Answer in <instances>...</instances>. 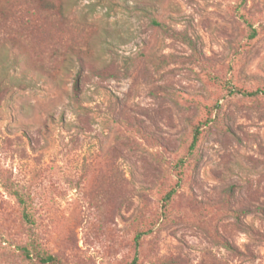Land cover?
Returning <instances> with one entry per match:
<instances>
[{
  "label": "rangeland",
  "instance_id": "374dc122",
  "mask_svg": "<svg viewBox=\"0 0 264 264\" xmlns=\"http://www.w3.org/2000/svg\"><path fill=\"white\" fill-rule=\"evenodd\" d=\"M0 81V264H264V0H0Z\"/></svg>",
  "mask_w": 264,
  "mask_h": 264
},
{
  "label": "trees",
  "instance_id": "16d2710c",
  "mask_svg": "<svg viewBox=\"0 0 264 264\" xmlns=\"http://www.w3.org/2000/svg\"><path fill=\"white\" fill-rule=\"evenodd\" d=\"M154 22V21H153ZM155 25H158L156 22H154ZM22 27V26H21ZM3 47V46H2ZM7 83L5 82H2L0 81V90H2L3 88H5ZM78 78L74 84V87H73V91L74 93L76 94L78 92ZM197 135H198V130L195 131V134L193 136V140H192V143H191V147L195 145L196 143V140H197ZM170 196V193H168L165 198L168 199ZM19 202L21 204H23V201L19 199ZM23 220L27 223V224H32L33 223V220L31 219L30 215L28 213H24L23 214ZM138 238V236L136 237V239ZM22 250L24 251V256L25 258L27 259H31V258H35L37 259V261L40 263V264H60L58 259L53 256V255H41L39 253H35V254H31L29 252V250H27L25 247L22 248Z\"/></svg>",
  "mask_w": 264,
  "mask_h": 264
}]
</instances>
